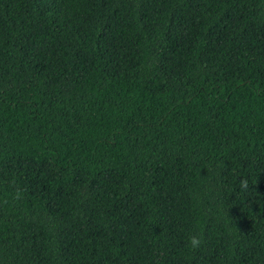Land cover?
I'll return each mask as SVG.
<instances>
[{"label": "trees", "instance_id": "1", "mask_svg": "<svg viewBox=\"0 0 264 264\" xmlns=\"http://www.w3.org/2000/svg\"><path fill=\"white\" fill-rule=\"evenodd\" d=\"M0 264H264V0H0Z\"/></svg>", "mask_w": 264, "mask_h": 264}, {"label": "clouds", "instance_id": "2", "mask_svg": "<svg viewBox=\"0 0 264 264\" xmlns=\"http://www.w3.org/2000/svg\"><path fill=\"white\" fill-rule=\"evenodd\" d=\"M239 188L242 191H247L249 189V181L247 178H241L239 181ZM189 242L191 244V246H196L199 243V239L197 236L193 235L191 237H189Z\"/></svg>", "mask_w": 264, "mask_h": 264}]
</instances>
